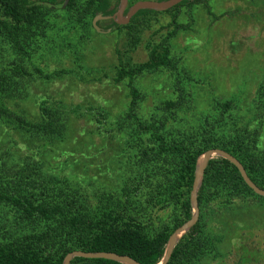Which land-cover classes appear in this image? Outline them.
<instances>
[{
  "label": "rangeland",
  "instance_id": "374dc122",
  "mask_svg": "<svg viewBox=\"0 0 264 264\" xmlns=\"http://www.w3.org/2000/svg\"><path fill=\"white\" fill-rule=\"evenodd\" d=\"M48 1L34 11L19 5L21 23L0 6V77L7 85L0 95L2 192L47 210L58 206L68 218L111 209L133 217L152 238L168 237L187 219L191 165L171 145L191 154L227 149L264 186V0H207L216 17L202 3L178 8L180 27L165 42L172 67L132 79L139 93L132 112L155 125L161 140L153 130H137L128 114V79L112 77L116 50L127 68L161 58L157 45L171 30L175 8L124 24L98 18L96 30L89 0H57V7ZM112 22L117 26L107 28ZM219 158L210 159L216 166L203 178L200 232L179 240L169 264H264V196ZM61 217L23 218L17 206L0 201V249L57 264L76 240L60 229Z\"/></svg>",
  "mask_w": 264,
  "mask_h": 264
},
{
  "label": "trees",
  "instance_id": "16d2710c",
  "mask_svg": "<svg viewBox=\"0 0 264 264\" xmlns=\"http://www.w3.org/2000/svg\"><path fill=\"white\" fill-rule=\"evenodd\" d=\"M46 1L48 0H33V2H29L28 0H19L17 4L18 6H12L9 3V0H0V6L2 8V12L5 15L10 16L17 23H21L25 21V17L20 14L21 12H19V10H17L19 5L21 7H25V8L27 7L28 9L34 11L38 6H45L44 3ZM48 2L54 5V7H57L59 4L57 0H49ZM196 2L202 3L206 12L212 15L213 17H216V15L212 12L209 4L207 3V0H182L181 2L173 6V8H175V12L170 13L171 30L166 34V36L163 39H161V41L157 45V48L160 49L161 51V58L158 61H150V63L141 64L137 67L127 68L123 63L119 50H116L117 59H118V68L116 74L112 77V80L114 83H120L125 78L128 79V87L131 94L128 114L130 117L134 119L136 125L135 127L137 128V130L145 131V132L153 130L154 136L160 140L161 137L159 134L156 133L155 125L144 124L143 122L139 121L138 118L132 112L133 107L139 95L137 89L132 84V79L142 70L153 69L160 66L172 67L171 62L168 58L169 52L165 43L167 41L166 39L173 36L180 27V25L176 21L178 8L185 4L196 3ZM88 3L93 6V14L95 15L111 16L116 11L115 8H110L109 0H89ZM152 11L153 9L151 8H142L139 9L135 15H141ZM112 26H117V23L116 22L109 23L106 27L110 28ZM16 70L21 74L29 75V73L24 71L22 68H17ZM36 71L40 75H43L40 69L37 68ZM43 77L49 79L51 78V74H45L43 75ZM3 83L4 80L2 77H0V95H2L7 88V85L4 86ZM43 111L47 112L46 109H43ZM16 120L22 124H25L24 120H22L19 117H17ZM161 149H165V148L161 146ZM167 149L170 151L182 153L188 160L189 164L191 165L188 183L191 187L194 176L195 160L197 155L200 153V151L196 152V154H191L188 148L184 146H173V145L167 147ZM227 151L231 152L229 150ZM219 162H221L225 166L231 167L233 172L238 175L239 180L244 184V186L249 188L245 184L237 168L233 164H231L228 160L221 157L219 158ZM214 166H216L215 161L210 160L205 169L204 175L208 173V171ZM248 175L259 187L264 188V186L259 185L249 173ZM201 188L198 192V202L200 201ZM2 200L11 202L15 206H17V208L21 209L23 218H29L35 214H40L46 218H52L54 217V215L55 216L62 215V217L59 220L60 226H62L60 229L62 231L64 230L65 234H67L68 232L75 233L74 236L76 240L74 244L68 246L67 248H63L61 252V256L57 261V264H61L65 254L72 250L112 251L119 254L129 255L142 264H156L157 262L160 261L164 253L165 243L168 238L167 235L162 236L163 234L158 233L155 235V237L146 238L141 224L135 221L133 217H129L127 218V220H124V216H122L120 212H116L111 209L107 211L104 210L97 218L91 219L85 213L78 214L76 216H71L70 218H68V216H65L59 211L58 206H52L51 208H49V210H47L41 204H34L32 200L23 197L20 194L19 195L7 194L2 192V190H0V201ZM183 210H184V216L188 219L190 217V211H191L189 198H185L183 202ZM183 222L184 221L177 222L175 228L181 225ZM199 232H200V225H199V221H197V223L187 233L182 235L180 239L187 238L188 240H192L197 237ZM179 240L176 243L167 264H169L170 261L173 259V257L176 255L177 250L179 248V244H181V241ZM0 264H46V263L45 260L37 258L35 254L20 255L14 249L7 250L6 248H4V246H2L0 249ZM70 264H121V263L105 258L74 257L71 260Z\"/></svg>",
  "mask_w": 264,
  "mask_h": 264
},
{
  "label": "water",
  "instance_id": "95a60500",
  "mask_svg": "<svg viewBox=\"0 0 264 264\" xmlns=\"http://www.w3.org/2000/svg\"><path fill=\"white\" fill-rule=\"evenodd\" d=\"M182 0H138L128 6V0H120V6L111 16H101L96 15L93 18L92 24L96 30H99V27L96 23L98 18H115L118 23H126L130 17L136 14L139 9L142 8H152L158 10H166L169 9ZM127 9V10H126ZM126 10V12H125ZM125 14V16H124ZM213 157H221L228 160L231 164H233L245 184L256 194L264 196V188L259 187L248 175L244 165L240 162V160L235 157L233 154L218 147L208 148L202 151L195 160L194 167V176L192 180L191 190L189 193V203L191 206V215L190 217L184 221L181 225L176 227L171 234L168 236L167 241L165 243L164 253L159 262L156 264H167L173 249L178 242V240L187 233L198 221L199 219V202H198V192L202 186L205 169L208 165V162ZM74 257H83V258H105L110 259L121 264H142L136 259L132 258L126 254H119L112 251H83V250H72L65 254L61 264H70L71 260Z\"/></svg>",
  "mask_w": 264,
  "mask_h": 264
},
{
  "label": "flooded vegetation",
  "instance_id": "af4514ba",
  "mask_svg": "<svg viewBox=\"0 0 264 264\" xmlns=\"http://www.w3.org/2000/svg\"><path fill=\"white\" fill-rule=\"evenodd\" d=\"M127 7H129V6H127ZM126 10H127V9H126ZM126 10H125V11H126Z\"/></svg>",
  "mask_w": 264,
  "mask_h": 264
}]
</instances>
